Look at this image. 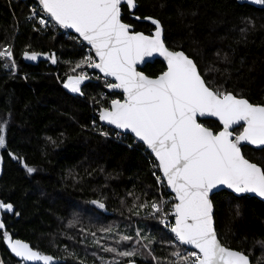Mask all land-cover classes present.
Returning <instances> with one entry per match:
<instances>
[{
  "label": "trees",
  "instance_id": "16d2710c",
  "mask_svg": "<svg viewBox=\"0 0 264 264\" xmlns=\"http://www.w3.org/2000/svg\"><path fill=\"white\" fill-rule=\"evenodd\" d=\"M30 1L0 0V50L11 47L17 68L13 72L11 61L0 57V203L12 205L11 211L0 208V263L29 264L6 249V232L60 258L55 264H182L172 255L182 245L163 227L162 213L151 207L161 203L160 193L167 197L165 208L175 204L165 184H157L156 159L132 135L98 119L100 109L121 93L94 76L82 81L80 92L65 87L69 76H81L84 43L54 23L45 31L34 29L27 19ZM136 2L133 13L158 18L166 45L191 56L210 88L264 104V3ZM121 8L122 19L135 29L152 28L133 18L126 5ZM25 51L48 57L27 63ZM164 68L160 59L141 67L151 76ZM200 122L214 131L220 127L212 118ZM242 150L264 170V147L243 145ZM211 199L221 242L249 255L253 264H264V201L226 189ZM125 236L131 239L122 240Z\"/></svg>",
  "mask_w": 264,
  "mask_h": 264
},
{
  "label": "snow or ice",
  "instance_id": "6c2138e0",
  "mask_svg": "<svg viewBox=\"0 0 264 264\" xmlns=\"http://www.w3.org/2000/svg\"><path fill=\"white\" fill-rule=\"evenodd\" d=\"M122 2L129 8L137 6L136 0H39L43 11L57 24L75 29L95 49L100 62L96 63L89 56L81 63L115 77L117 83L109 84V88L123 89L125 100H113L110 110H101L100 119L119 129L130 130L158 159V166L179 201L173 205L176 222L171 231L180 244L198 249L187 255L179 251L172 255L182 264H250L248 255L223 246L218 239L210 194L218 186H226L238 197L245 193L264 197V170L245 159L240 149L242 141L264 145V105H253L231 92L207 86L192 59L165 47L159 20L146 18L155 25L151 36L131 31V26L121 20ZM254 2L264 3V0ZM154 52L165 57L167 71L149 78L136 71L135 65ZM23 55L36 60L40 54L25 51ZM0 57L11 59V48L0 51ZM49 59L56 62L55 56ZM87 78L69 76L65 87L80 92V84ZM206 114L218 117L223 130L213 133L197 123V116ZM240 121L247 126L230 139V127ZM3 145L4 136L0 135V147ZM27 171L31 173L34 169ZM163 203L153 202V212H160ZM0 208L11 211L12 205L0 203ZM236 214L239 215L238 209ZM3 227L0 223V228ZM3 238L24 261L49 264L53 260L51 256L33 251L27 243L12 240L6 232ZM119 255L133 256L135 252Z\"/></svg>",
  "mask_w": 264,
  "mask_h": 264
},
{
  "label": "water",
  "instance_id": "95a60500",
  "mask_svg": "<svg viewBox=\"0 0 264 264\" xmlns=\"http://www.w3.org/2000/svg\"><path fill=\"white\" fill-rule=\"evenodd\" d=\"M34 1H36V2L39 4V0H34ZM252 1H254V0H252ZM123 4L127 6V4H126V3H123V2H122V4H121V6H122ZM136 5H137V2H136ZM41 6H42V5H41ZM127 9L130 11L131 16H132L133 18H135V19H137V20H140V21H147V22H149V23L152 25V28H151L148 32H145V31L140 30V29H135V28H134V25H132L131 23H129V22H127V21H124V20L122 19V13H123V12H122V8H121V20H122L123 23L129 24V25L131 26V29H130L131 31H133V32H141V33H143V34L146 35V36H151V35L154 34V32H155V25L151 23V20L146 19V18H147V17H151V18H154V19L159 20L158 18H156V17H154V16H151V15L139 16L138 14L133 13L134 10L136 9V7H135V8H129V7L127 6ZM48 15H49V14H48ZM49 16H50V15H49ZM50 18H51V16H50ZM51 19H52V18H51ZM52 21L54 22V24H55V25H56L61 31L69 32V33L75 35V36H76L77 38H79L83 43H85L86 45L90 46L91 49H92V52H93V54H94V56H95V58H96V59H95V62H96V63H99V62H100V61H99V57L96 55L95 49H93L92 46H91L87 41H85V40L83 39V37L80 36L79 33H77V32L75 31V29H72V28H63V27H61L59 24H57L56 21H55L54 19H52ZM160 24H161V22H160ZM161 28H162L161 38H162V40H163V42H164L165 47H167L170 51H180V52H183L186 56H188L190 59L193 60V58H192L191 56H189L184 50H182V49H172V48L168 47V46L166 45V43H165V40H164V29H163L162 24H161ZM28 52H29V53H32V52H36V51H28ZM36 53L40 54V55H38V57H37L36 60H30V59L25 58V56L23 55L24 53L22 54V59H23L25 62H27V63L34 64V63H37L39 60H42V59H45V58L48 57V54L45 53V52H36ZM154 59H160L161 61H163L164 65H165V68H164V70H162L161 72H159L157 75L151 76V75L146 74V73L141 69V67H142L145 63H147V62H152ZM193 61H194V60H193ZM194 62H195V61H194ZM195 64H196V63H195ZM135 68H136V71L143 73L144 75L148 76L149 78H156V77H158L159 75H161L163 72L167 71V60L165 59L164 56L160 55V53H158V52H154L150 57H146L143 61L137 63V64L135 65ZM90 69H92V70L98 72L99 74H101V75H103V76H106V75H105L103 72H101L100 69H98V68L90 67ZM197 69H198V67H197ZM198 71H199V69H198ZM199 73H200V72H199ZM200 74H201V73H200ZM106 77L109 78L110 80H112V83H111V84H115V83H117L115 77H113V76H106ZM201 77H202V79H204L202 75H201ZM206 85H207V84H206ZM207 86H208V85H207ZM107 88H108L109 90H111V91H115V92H119V93H121L122 96H121V98L116 97V98L112 99V100L110 101V104H109L108 107H103V108L100 109V111H99V113H98V119H99V121H100L101 123L107 125V126H110V127L114 128V129L118 130V131H121V132H123V133H128V134L132 135L137 141L143 143L144 146H145V148H146V149H147V150L153 155V157L156 159V161H157V163H158V165H159V161H158V159L156 158L155 154L151 151L150 148H148V146H147L143 141L139 140V139L135 136L134 133H132L130 130L119 129V128H117L115 125L110 124V123H108L107 121H104V120H101V119H100V112H101V110L104 109V108H107V109L110 110L111 107H112V103H111V102H112L113 100H119V101H121V102H123V101L125 100V94H124V92H123V89H119V88H109L108 86H107ZM211 89H212V88H211ZM231 93H232V92H231ZM232 94L235 95L234 93H232ZM235 96H237V98L247 99V98L244 97V96H238V95H235ZM247 100H248V99H247ZM248 101H249V100H248ZM249 103H251V104H253V105H264V104H262V103H253V102H250V101H249ZM203 118H212V119L217 120V121L219 122V124H220V127H219L216 131H214L211 127H209V126H207V125H205V124H203V123L200 122V119H203ZM197 123H200L202 126H204V127H206V128H209L211 131H213V133H218V132H220V131L223 130V124L220 122L219 118H218V117H213V116H210V115H207V114H206L205 116H199V115H198V116H197ZM240 124L242 125L241 130H240L239 132H234V131H233V128L236 127V126H239ZM246 126H247V125L245 124L244 121H240V122H238L236 125L231 126L230 129H229V131L232 132V137H230V139H234L235 136L239 135V134L243 131L244 127H246ZM243 145H249V146L254 147V148H262V147H264V145H254V144H250V143H248V142H246V141H242V142L240 143L241 154L244 156V158L247 159L250 163H254V164H256L258 167H260V168L262 169L261 165H259V164H258L257 162H255V161L250 160L249 158H247V157L244 155L243 150H242V146H243ZM159 169H160V168H159ZM262 170H263V169H262ZM160 171H161V169H160ZM161 172H162V171H161ZM162 176H163V178H164L163 172H162ZM164 179H165V182H166V188H167V191L170 192V193L174 196V198H175V192H173L172 189L168 186L167 179H166V178H164ZM222 189H226V190H228V191H231V190L227 189L226 186H218V188H217V189H214L213 192L210 194V199H211V195H212L214 192L219 191V190H222ZM231 192H232V191H231ZM245 194L255 196V197H257V198H259V199H261V200L264 201V197H260V196H258V195L255 194V193H245ZM211 200H212V199H211ZM93 201H96L97 203H93ZM90 202H91V204L95 205V206L98 207L99 209H104V205H103V207H100V206H99V204H102L101 202H99V201H97V200H91ZM178 202H179V201L175 198V204L178 203ZM2 204H5V203H2ZM5 205H7V204H5ZM213 219H214V216H213ZM175 222H176V218L174 219V224H173L172 226L175 225ZM214 228H215V222H214ZM215 230H216V229H215ZM172 233H173V232H172ZM173 234H174V233H173ZM8 235H9V237H10L12 240H19V241H22V242H24V243H27V244L32 248L33 251H37V252H39V253L42 254V255H48V256L53 257V260L50 261L49 264H55V263H58V262L61 261L60 258H57V257H55V256H53V255H51V254H48V253H41V252H40L39 250H37L36 248L32 247L31 244H30L28 241H26V240H24V239H22V238H19V237H13L11 234H8ZM217 236H218V235H217ZM218 239H219V237H218ZM2 240H3V244L5 245L6 249L9 251V253H10L15 259H17V260H21V261H24V260H22L21 257H18V256L15 255V253L12 251L11 247L9 246V243H8L4 238H3ZM219 240H220V239H219ZM220 242H221V240H220ZM221 244H222L223 246L228 247V248H231V249H233V250L243 252V251H241V250H239V249H236V248H233V247L227 246V245L223 244L222 242H221ZM185 246L195 249L192 245H185ZM195 250L198 251V249H195ZM243 253H244V252H243ZM244 254H246V253H244ZM246 255H247V254H246ZM248 257H249V255H248ZM249 260H250V257H249ZM24 262L29 263V264H43L42 261H24ZM128 264H133V263H128ZM250 264H253V263L251 262V260H250Z\"/></svg>",
  "mask_w": 264,
  "mask_h": 264
},
{
  "label": "built area",
  "instance_id": "2783aa9c",
  "mask_svg": "<svg viewBox=\"0 0 264 264\" xmlns=\"http://www.w3.org/2000/svg\"><path fill=\"white\" fill-rule=\"evenodd\" d=\"M27 19H28V21H30L31 26L34 29H36L37 31H45V30L48 29V27L52 23H54L52 21V19L50 18V16L46 12L43 11L42 6L40 4H38L36 1H34V0H31L30 3H29V10H28V13H27ZM41 20H44L45 23L41 24V22H40ZM67 33H69V32H67ZM84 48H85V54H86L85 58L90 56L92 58V60L95 61L96 58H95V56H94V54L92 52L91 47L84 43ZM9 60L14 65V66H12L13 72H17L16 71L17 68H16V65H15V62H14L13 53H12V58L9 59ZM87 70H91V71H87ZM21 74L23 75V73H21ZM77 74L78 75H84V76L100 77L101 79H103L105 81V86L106 87L109 84L112 83V80H110L106 76H103V75L99 74L98 72L90 69L88 63H84V67L80 71H77ZM120 133H121V131H120ZM156 179H157V184L160 187H162L163 184H165V187H166V182H165V179L162 176V172L160 171V169H159V172L156 174ZM160 198H161V202H164L163 206H162V210L160 211L162 213V216L160 217V220H161V222L163 221L162 225L166 229V231L172 233L171 227L174 224V219H175V215L173 214V204H171L170 207L165 208L164 205H165V203L167 201V197L163 193H160ZM155 203L159 204L158 202H155ZM165 217H167V218L165 219ZM173 236H174L175 240L179 243V241L175 237V234H173ZM193 251L198 252L197 250H195L193 248H190V247H187L185 245H182V250H180L179 252H181L182 255H187L188 253H191ZM0 264H2V263H0Z\"/></svg>",
  "mask_w": 264,
  "mask_h": 264
},
{
  "label": "rangeland",
  "instance_id": "374dc122",
  "mask_svg": "<svg viewBox=\"0 0 264 264\" xmlns=\"http://www.w3.org/2000/svg\"><path fill=\"white\" fill-rule=\"evenodd\" d=\"M5 47H9V45H4L0 51H3L5 49ZM11 66H13V63L11 62Z\"/></svg>",
  "mask_w": 264,
  "mask_h": 264
}]
</instances>
